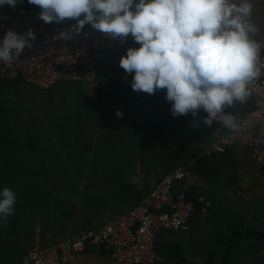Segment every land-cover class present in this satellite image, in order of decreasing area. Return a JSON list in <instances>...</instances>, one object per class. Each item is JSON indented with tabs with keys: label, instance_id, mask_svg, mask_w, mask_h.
<instances>
[{
	"label": "crops",
	"instance_id": "1",
	"mask_svg": "<svg viewBox=\"0 0 264 264\" xmlns=\"http://www.w3.org/2000/svg\"><path fill=\"white\" fill-rule=\"evenodd\" d=\"M255 4L254 16L264 20V0ZM22 6L34 5L17 0L4 8ZM138 47L129 43L100 63L99 96L87 82L40 90L0 81V191L18 195L13 214L0 219V264L119 218L223 131L203 124V110L174 117L166 89L133 91L134 74L126 76L119 60ZM252 109L250 95L225 112L243 117ZM171 192L195 209L186 229L157 232L156 264H264V166L246 148L201 159ZM111 254L88 245L69 264H109Z\"/></svg>",
	"mask_w": 264,
	"mask_h": 264
},
{
	"label": "clouds",
	"instance_id": "2",
	"mask_svg": "<svg viewBox=\"0 0 264 264\" xmlns=\"http://www.w3.org/2000/svg\"><path fill=\"white\" fill-rule=\"evenodd\" d=\"M39 6L45 23L75 21L53 40H69L90 25L106 37L131 36L138 48H128L119 66L132 76L131 88L153 94L166 89L170 112L201 117L211 127L218 117L223 128L238 129L237 118L225 114L235 102L244 104L249 85L260 78L264 20L254 16L255 0H28ZM17 0H0L15 8ZM36 39L8 30L0 41V61L17 59ZM125 76V78H126ZM116 116L123 113L116 110ZM199 127V121L192 122ZM18 199L8 187L0 191V219L14 212Z\"/></svg>",
	"mask_w": 264,
	"mask_h": 264
},
{
	"label": "built area",
	"instance_id": "3",
	"mask_svg": "<svg viewBox=\"0 0 264 264\" xmlns=\"http://www.w3.org/2000/svg\"><path fill=\"white\" fill-rule=\"evenodd\" d=\"M40 11L36 5L22 6L14 12L0 6V41L8 30L23 34L31 29L36 37L32 47L25 48L17 59L0 61V81H18L40 90L61 81L87 82L95 96H99L100 63L110 60L120 47L135 43L133 38L112 40L86 24L72 39L53 40L54 35L67 30L75 21L45 23L38 17ZM260 66V78L249 85L253 109L246 116H235L237 130L223 128L211 144L164 175L141 203L119 218L45 248H33L17 264H69L88 245L110 247L109 264H156L160 260L155 249L157 232L186 229L195 209L183 193L172 194L176 180L184 179L201 159L221 155L236 145L246 148L256 164L264 166V55L261 53ZM221 120L218 117L216 122L221 124Z\"/></svg>",
	"mask_w": 264,
	"mask_h": 264
}]
</instances>
